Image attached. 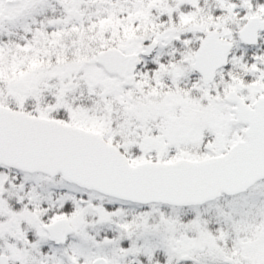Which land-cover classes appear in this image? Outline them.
Instances as JSON below:
<instances>
[{"label":"snow or ice","instance_id":"snow-or-ice-1","mask_svg":"<svg viewBox=\"0 0 264 264\" xmlns=\"http://www.w3.org/2000/svg\"><path fill=\"white\" fill-rule=\"evenodd\" d=\"M0 264H264V0H0Z\"/></svg>","mask_w":264,"mask_h":264}]
</instances>
